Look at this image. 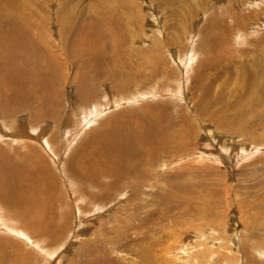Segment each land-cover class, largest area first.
<instances>
[{
  "label": "rangeland",
  "instance_id": "rangeland-1",
  "mask_svg": "<svg viewBox=\"0 0 264 264\" xmlns=\"http://www.w3.org/2000/svg\"><path fill=\"white\" fill-rule=\"evenodd\" d=\"M21 1L36 52L54 62V114L0 104V164L14 169L17 152L31 154L53 175L54 203L28 217L0 204V264H235L243 241L264 242V81L243 80L264 71V0ZM89 22L102 37L90 31L82 49L95 47L103 75L82 69L73 50ZM249 92L257 104L239 115ZM145 114L184 141L174 161L161 151L142 165L143 185L126 177L107 190L76 177L91 136ZM32 177L31 191L44 193L47 180Z\"/></svg>",
  "mask_w": 264,
  "mask_h": 264
},
{
  "label": "bare ground",
  "instance_id": "bare-ground-1",
  "mask_svg": "<svg viewBox=\"0 0 264 264\" xmlns=\"http://www.w3.org/2000/svg\"><path fill=\"white\" fill-rule=\"evenodd\" d=\"M2 5L6 7V11L1 10L2 8H0V104L4 105L9 113H11L12 110H18L19 107H23L24 109L33 108L32 104L35 102L37 107H41L39 111L43 108L47 109L50 107L51 110L47 111L46 114L50 113L47 116L51 117L54 114V107L51 106L52 104L50 105V102L56 98V95L52 99L53 90L49 87L50 82L48 79V73L51 64L54 62H51V59L48 58L44 59L39 52H36L39 49V47H37L39 46V43L29 34L31 32V26L29 24L28 14L30 13L27 11L26 4L21 0H0V6ZM23 11H25V13H23ZM21 19L25 22H21ZM100 26L99 23L95 22H89L87 30L84 29L83 25L78 26L77 30L80 33V38L73 43V50L75 49L74 51H76L78 49L76 51L78 55L83 53V59L79 58L77 60L80 62L79 65L82 69L85 68L84 70L87 71L94 69V71H99L103 75L102 69L108 68V64L104 61H99L102 58L96 57L97 55L95 51L93 52L95 47H93V45L89 46L90 51L92 52L86 54H84L83 50L88 47L85 42L91 38L88 37V34L94 32L100 37ZM62 37H60V39ZM21 39L24 41H20ZM60 41L63 44V38ZM84 56H86L87 59ZM86 61L90 64L92 62L94 68H92L91 65H85ZM256 72L251 74L250 80L246 77L248 74L243 76V80L248 83L251 82V80L253 81L255 77L256 79L264 81V71H260L259 73ZM104 77L110 78L109 76ZM95 78L97 80L99 75H96ZM126 83L127 81L124 82V84ZM251 84L253 83L251 82ZM7 85H10L13 89L8 91L10 88ZM249 85L250 83L248 86ZM119 87L118 84L114 86V88H118V90ZM252 94L250 96L249 92V100H247L248 106L246 108H238L239 115H242L246 110H252L257 104L255 101L256 99L252 98ZM0 112H2L1 106ZM257 115L260 116H256L258 119L264 118V109H262ZM254 116L255 115L253 114L252 117L248 118L256 120ZM55 117L57 119V116ZM55 117H53V120H55ZM89 120L91 119H87V121ZM108 124L110 126H108L103 134H95L86 141L85 145L87 146L80 150L78 156L76 155L77 157L73 165L74 170L78 172L76 177H81L93 187L104 186L107 190L111 187L113 189L118 184L120 185L121 183L119 182L126 177L143 185L142 178L144 177V172H142V165H152V163L155 162L157 154L161 151L166 154V159L172 162L175 160L174 157H176V152L182 150L180 144L182 145L184 141H182V139L177 140L172 136V132L167 133L163 130V128L158 125L159 122L148 114L143 115V121L140 122V124L138 120L136 122L133 120L130 122V119L128 118H125L122 123H120L118 119V121L114 120L111 123L108 121ZM141 129L145 130V135L143 132L142 134L135 133V131H141ZM46 144L49 146V143ZM27 148L28 147H26V149ZM85 148L87 150L86 152H83ZM17 153L18 157H12L16 160H21L17 162L15 161L17 167L14 169H12L13 166L10 163L4 162L0 164V199L4 198L3 202H0V204H4L12 211L14 207V212L25 213L26 217L31 216L33 211H52V204L54 202H49L48 199L50 198L48 187L54 182L51 177L53 176L52 173H46L42 168L35 166V160L30 157L31 154H28V152L26 157L22 152ZM3 154L5 153L0 151V155ZM161 162H164V160ZM33 175L39 178L43 177V180L44 178L47 180L46 182L41 181V184L44 185V193L31 191L40 185L37 184L38 180H35L33 177L30 178ZM109 178H114V180L112 179V181L106 185ZM103 179H107V182L102 183ZM136 188H139V184ZM86 191H88V195L92 198V195L94 194L88 187L86 188ZM18 217L20 218L17 219H26L24 216ZM253 242L247 244L246 241H243L242 244L239 245L240 256H238V254L230 256V258L236 260V262H234L235 264H239V261H243V258L245 264H264V256L261 255V253L264 254V242L256 241L255 244ZM249 244L251 245L249 246ZM256 256H259V258ZM211 259L213 260L210 261L208 259V264H214L215 258ZM220 260L224 263V260L229 259L222 256L218 261L220 262ZM108 264L116 263L109 261Z\"/></svg>",
  "mask_w": 264,
  "mask_h": 264
}]
</instances>
